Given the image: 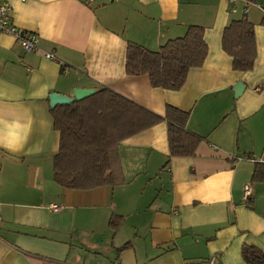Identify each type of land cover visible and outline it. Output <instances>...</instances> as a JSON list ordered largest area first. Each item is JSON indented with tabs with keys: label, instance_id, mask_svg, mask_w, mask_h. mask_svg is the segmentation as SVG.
Wrapping results in <instances>:
<instances>
[{
	"label": "crops",
	"instance_id": "0c3cea01",
	"mask_svg": "<svg viewBox=\"0 0 264 264\" xmlns=\"http://www.w3.org/2000/svg\"><path fill=\"white\" fill-rule=\"evenodd\" d=\"M11 7L13 24L39 43L26 52L0 32V264H205L210 256L248 264L247 246L264 255V179H253L264 164V0H11ZM245 12L256 58L240 72L221 41ZM191 25L204 29L208 51L179 90L126 73L129 42L155 52ZM100 87L162 117L167 105L188 111L186 129L202 138L194 154L169 155L162 121L118 145L119 184L60 186L49 95Z\"/></svg>",
	"mask_w": 264,
	"mask_h": 264
},
{
	"label": "trees",
	"instance_id": "16d2710c",
	"mask_svg": "<svg viewBox=\"0 0 264 264\" xmlns=\"http://www.w3.org/2000/svg\"><path fill=\"white\" fill-rule=\"evenodd\" d=\"M221 44L232 58L235 71L253 68L254 25L246 12L224 28ZM207 51L204 29L191 25L182 37L169 40L155 52L129 42L125 69L129 75H147L153 87L176 91L185 83L188 71L203 64ZM50 112L54 128L60 134L59 150L53 159V176L60 186L69 189L87 190L119 184L122 177L118 145L159 122L167 124L171 157L193 155L202 140L186 129L188 111L167 105L162 117L107 87H100L85 99L51 107ZM263 175L264 164H257L253 179H264ZM110 225L114 227L115 221L111 220ZM243 257L248 264H264V255L254 246L245 247Z\"/></svg>",
	"mask_w": 264,
	"mask_h": 264
},
{
	"label": "built area",
	"instance_id": "2783aa9c",
	"mask_svg": "<svg viewBox=\"0 0 264 264\" xmlns=\"http://www.w3.org/2000/svg\"><path fill=\"white\" fill-rule=\"evenodd\" d=\"M27 1V0H21ZM0 32L11 34L18 41L20 46L26 52H34L38 49L39 36L29 31L17 28L12 22V7L11 0H0ZM44 57L46 59H53L54 55L52 53H45ZM251 196L250 186L248 184L244 185L243 199L248 201ZM50 208L54 211L58 210L59 207L55 204H50ZM216 256H210L205 264H215ZM111 264H120L118 261H114Z\"/></svg>",
	"mask_w": 264,
	"mask_h": 264
},
{
	"label": "water",
	"instance_id": "95a60500",
	"mask_svg": "<svg viewBox=\"0 0 264 264\" xmlns=\"http://www.w3.org/2000/svg\"><path fill=\"white\" fill-rule=\"evenodd\" d=\"M244 88V85L241 82H238L235 85L234 93L237 96L241 90ZM96 92V89H84V88H75L73 90L72 96H67L63 94H59L57 92H53L49 95V105L50 107H54L57 105H67L71 104L76 100L85 99Z\"/></svg>",
	"mask_w": 264,
	"mask_h": 264
}]
</instances>
